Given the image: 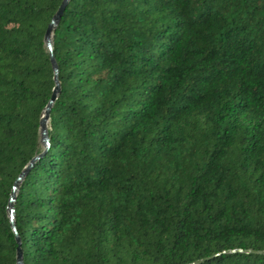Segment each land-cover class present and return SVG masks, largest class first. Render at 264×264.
I'll return each instance as SVG.
<instances>
[{"label": "trees", "instance_id": "trees-1", "mask_svg": "<svg viewBox=\"0 0 264 264\" xmlns=\"http://www.w3.org/2000/svg\"><path fill=\"white\" fill-rule=\"evenodd\" d=\"M0 0V264H264V0Z\"/></svg>", "mask_w": 264, "mask_h": 264}, {"label": "water", "instance_id": "water-1", "mask_svg": "<svg viewBox=\"0 0 264 264\" xmlns=\"http://www.w3.org/2000/svg\"><path fill=\"white\" fill-rule=\"evenodd\" d=\"M69 2V0H62V2L60 3L56 13L53 15L47 29H46V33H45V44L46 47L49 51V57H50V63L52 66V70L54 73V88L50 97V101L48 102L44 112H43V116L41 117L40 121H39V146L42 147L43 149L48 147L49 144V138H48V119H49V113L52 107L53 102L55 101L56 97H57V93L59 92V82H58V70H57V65L52 53V39H53V34H54V30L56 25L58 24L62 13L65 10V7L67 5V3ZM40 157L35 156L31 159V161L25 166V168L22 170V172L20 173L19 177L17 178V180L14 183V187L13 190L11 192L10 198H9V204H8V214H9V220H10V227L11 230L14 234V239L15 242L17 244V248H16V264H23L22 261V252L20 249V241H19V237L17 235L15 226H14V222H13V218H14V207H13V203L15 200V190L17 189L19 183L22 181V179L24 178V176L26 175V173L29 171V169L32 167V165L34 164V162L36 160H38Z\"/></svg>", "mask_w": 264, "mask_h": 264}]
</instances>
